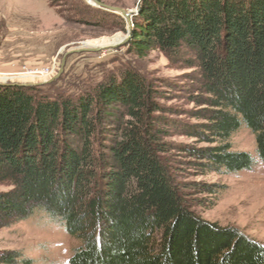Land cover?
Segmentation results:
<instances>
[{"label": "trees", "instance_id": "trees-1", "mask_svg": "<svg viewBox=\"0 0 264 264\" xmlns=\"http://www.w3.org/2000/svg\"><path fill=\"white\" fill-rule=\"evenodd\" d=\"M128 48L194 54L192 137L202 174L251 170L232 152L242 128L264 164V0H147ZM158 92L126 72L123 87L74 100L38 87L0 86V229L43 215L80 242L69 264H264V244L204 222L164 155ZM200 193L215 195L216 185ZM28 264L0 252V264Z\"/></svg>", "mask_w": 264, "mask_h": 264}, {"label": "rangeland", "instance_id": "rangeland-1", "mask_svg": "<svg viewBox=\"0 0 264 264\" xmlns=\"http://www.w3.org/2000/svg\"><path fill=\"white\" fill-rule=\"evenodd\" d=\"M98 1L132 12L131 24L90 0H0V74L12 76L0 86L34 85L45 95L61 93L78 100L101 84L121 89L126 72L145 78L158 92L155 116L168 132L162 138L168 145L164 158L189 195L192 211L206 223L238 230L264 244V164L255 136L242 128L230 139L232 152L255 158L251 170L202 174L191 153L207 146L190 131L204 123L196 115L202 107L194 103L196 69L189 63L194 54L183 50L168 57L155 50L138 56L128 43L147 0ZM82 48L90 50L76 52ZM64 60V72L54 80ZM207 185H216L218 193H200ZM78 247L80 242L60 223L43 215L0 229V252H19L28 264H69Z\"/></svg>", "mask_w": 264, "mask_h": 264}, {"label": "water", "instance_id": "water-1", "mask_svg": "<svg viewBox=\"0 0 264 264\" xmlns=\"http://www.w3.org/2000/svg\"><path fill=\"white\" fill-rule=\"evenodd\" d=\"M90 1H92L96 6L102 8L104 10H107L109 12H112V13H115L117 15H121V16L125 17L126 19H128L129 25L131 24V18H132V15H133L132 12H128V11H125V10L117 8V7L107 6V5L99 2L98 0H90ZM89 50L90 49L82 48V49L76 50V52L89 51ZM93 50H96V49H93ZM64 67H65V60L62 63V66H61V69L59 71V74L54 78V80L57 79L58 77H60V75L64 72ZM54 80H52V81H54ZM23 86H25V87H33L34 85H23Z\"/></svg>", "mask_w": 264, "mask_h": 264}, {"label": "bare ground", "instance_id": "bare-ground-1", "mask_svg": "<svg viewBox=\"0 0 264 264\" xmlns=\"http://www.w3.org/2000/svg\"><path fill=\"white\" fill-rule=\"evenodd\" d=\"M122 17H123V16H122ZM123 18L127 21V24L129 25L128 19H126L125 17H123ZM124 40H125V39H123V40L117 42V44H114V45H118V44H120L121 42H123ZM114 45H112V46H114ZM3 78H5L6 80L11 79L10 76H8V75H6V74L0 75V81H1Z\"/></svg>", "mask_w": 264, "mask_h": 264}, {"label": "built area", "instance_id": "built-area-1", "mask_svg": "<svg viewBox=\"0 0 264 264\" xmlns=\"http://www.w3.org/2000/svg\"><path fill=\"white\" fill-rule=\"evenodd\" d=\"M0 75H3V74H0ZM9 76H11V75H9ZM12 77V76H11ZM9 80V79H8ZM7 81V80H6ZM3 82V81H2Z\"/></svg>", "mask_w": 264, "mask_h": 264}]
</instances>
